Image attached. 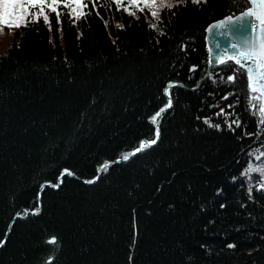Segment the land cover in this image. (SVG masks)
I'll return each mask as SVG.
<instances>
[{
    "label": "trees",
    "instance_id": "trees-1",
    "mask_svg": "<svg viewBox=\"0 0 264 264\" xmlns=\"http://www.w3.org/2000/svg\"><path fill=\"white\" fill-rule=\"evenodd\" d=\"M85 1L91 14L49 12L51 30L29 22L0 56V264H264V177L241 175L264 163L258 94L234 63L211 67L205 41L249 1L188 0L156 29L148 11ZM169 81L183 87L158 142L116 162L155 139Z\"/></svg>",
    "mask_w": 264,
    "mask_h": 264
},
{
    "label": "snow or ice",
    "instance_id": "snow-or-ice-1",
    "mask_svg": "<svg viewBox=\"0 0 264 264\" xmlns=\"http://www.w3.org/2000/svg\"><path fill=\"white\" fill-rule=\"evenodd\" d=\"M121 2L122 0H114V3L117 6V11L120 10L119 5ZM187 2L188 0H130V3L133 5H140L141 3L144 5V7L139 9L141 13L145 11V8L151 10L150 15L154 22H150L149 27L152 29H156L158 23H163L161 19L162 11H171L181 6L186 7ZM191 2L193 4H199L201 3V0H191ZM91 3L93 8H95L97 0H91ZM250 5L251 6H249L247 10L243 11L239 16H227L223 20L209 25L206 31L211 33L213 29H218L221 35H228L232 37L231 52H229L228 49H225V56H217L214 62L224 65L226 61H233L235 65L239 66V70L246 72L250 93L258 94L250 95L248 104L253 111L258 109V122L261 127L257 131V136L264 137V0H250ZM61 7L68 10L67 14L70 18L74 17L75 19H79L91 14L90 12L85 11L88 8V4L85 0H0V26L18 29L21 26L26 27L29 22L39 23L42 18L43 22L49 27V30H51L49 12L55 15L56 20L59 23L60 16L62 15L59 10ZM33 9L36 10L34 13ZM96 14L99 15V12ZM129 14L135 15V13L131 12ZM172 14L174 15L175 13L173 12ZM30 17L31 20H29ZM246 17H252L256 21V24L253 25V35H238L234 29L237 26L243 27L244 24L248 22L245 19ZM70 22L73 21L70 19ZM107 23L108 22L105 21L106 27ZM117 27L122 28L123 26L117 25ZM256 31L259 33L258 36L255 35ZM160 34L164 35V32L161 31ZM219 47L220 45L217 44V48ZM209 52H212L211 48H209ZM189 71L195 72L196 66L193 65ZM227 80L228 82H234L235 76H228ZM213 82L215 83V81ZM175 87H183V85L177 82L169 81L164 87L163 94L167 97V104L160 108V110L150 118L153 124L156 123L157 118L160 117L166 109L171 108L172 98L170 89ZM224 99L227 100V97H224ZM254 101H258V103H254ZM229 107L233 106L229 105ZM223 113L224 109L221 108L218 115ZM205 123H209L207 118L205 119ZM233 125H235V128L241 127L239 118L228 124V127L232 129ZM209 126H215L216 128L220 127L219 124L212 125L210 123ZM245 135H248V133H245ZM159 136L160 131L159 127H157L155 129V139L150 141H141L139 146L130 155L135 156L137 153L142 152L145 148L155 145ZM248 155L251 156L252 153H249ZM122 158L124 160H128L129 155H123ZM255 160L264 161V152L257 155ZM108 166V162H105L101 170H106ZM253 173L264 177V163L254 164L252 162H248L247 167L241 175L249 176ZM64 175H72V173L68 169H64L61 176L63 177ZM96 179H99V177ZM94 182V180L87 181L89 184ZM52 187H59V184H53ZM41 189H43V185H41ZM260 190L264 191V182H261ZM251 191L252 188L250 186L249 192L251 193ZM224 207L225 205L221 204V208ZM26 214L27 210H25V215ZM33 214H38V209ZM16 215L20 216L21 214L17 213ZM5 243L6 240H0V247H3ZM48 243H56V238L51 237ZM228 247L234 248L235 245L230 244Z\"/></svg>",
    "mask_w": 264,
    "mask_h": 264
},
{
    "label": "rangeland",
    "instance_id": "rangeland-1",
    "mask_svg": "<svg viewBox=\"0 0 264 264\" xmlns=\"http://www.w3.org/2000/svg\"><path fill=\"white\" fill-rule=\"evenodd\" d=\"M114 2V0H112ZM86 2V1H85ZM87 3V2H86ZM88 4V3H87ZM121 7L125 8L130 11V10H136V9H140L141 7H144V5L141 3L140 5H133L130 3V0H122L121 2ZM145 10H148L149 12L151 11L150 9L145 8ZM36 10L33 9V13ZM144 13H146L144 11ZM147 15V14H146ZM31 18V17H30ZM29 18V19H30ZM148 20H151L152 17L151 15H147ZM21 27L16 29V28H9L7 26H0V56L6 55L8 53L9 47L13 44V42L15 41V39H17V31H20ZM62 38V42H64L63 37ZM117 162V160H116ZM113 163V162H111ZM101 171V169H100Z\"/></svg>",
    "mask_w": 264,
    "mask_h": 264
},
{
    "label": "bare ground",
    "instance_id": "bare-ground-1",
    "mask_svg": "<svg viewBox=\"0 0 264 264\" xmlns=\"http://www.w3.org/2000/svg\"><path fill=\"white\" fill-rule=\"evenodd\" d=\"M245 19H246V21H248V22L245 23L243 27H239V26H237L236 29H237V28H241L242 32H243L245 35H253V25L256 24V21H255L254 18H252V17H246ZM255 35H256V36L259 35L258 31L255 32ZM211 37H212V34H211ZM212 38H213V37H212ZM212 48H213V47H212ZM213 50H215V49H213ZM247 84H248V83H247ZM256 178H258V179H260V180L263 179V177H261V176H259V175H257ZM97 180H98V179H97ZM97 180H96V181H97Z\"/></svg>",
    "mask_w": 264,
    "mask_h": 264
},
{
    "label": "water",
    "instance_id": "water-1",
    "mask_svg": "<svg viewBox=\"0 0 264 264\" xmlns=\"http://www.w3.org/2000/svg\"><path fill=\"white\" fill-rule=\"evenodd\" d=\"M239 16V15H238ZM234 31L239 35H241V36H245V34L242 32V30H241V28H238L237 30H236V28L234 29ZM229 37V36H228ZM225 41H227L226 39H224ZM229 40V39H228ZM224 44H226L225 42H224Z\"/></svg>",
    "mask_w": 264,
    "mask_h": 264
}]
</instances>
